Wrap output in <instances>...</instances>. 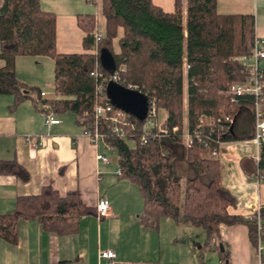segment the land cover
<instances>
[{"label":"trees","instance_id":"1","mask_svg":"<svg viewBox=\"0 0 264 264\" xmlns=\"http://www.w3.org/2000/svg\"><path fill=\"white\" fill-rule=\"evenodd\" d=\"M90 1L99 5L105 19L102 39L96 43V16L79 14L77 26L85 34V52L60 54L56 50V16L43 11L40 0H0V95L13 97L12 109L29 100L32 92L39 96L36 88L18 81L14 59L48 57L54 63L56 96L48 103L49 108L55 115L71 114L76 125L91 130L94 82L90 73L96 62L101 73H117L120 85L144 94L155 101L159 112H166L165 120L159 119L164 132L158 137L150 136L145 144L137 137L122 140L111 133L105 136V142L117 152L119 177L138 188L143 202L140 223L154 226L161 218H169L176 224H189L205 232L206 245L212 240L219 242L220 225H245L255 250L256 222L230 213L237 200L222 185L219 161L207 158L203 145L194 142L185 148V159L196 176L183 180L174 175L172 147L182 144L184 121L192 131L201 117L235 119L229 133L211 134L214 141L253 138L251 99L238 98L237 103H232L226 92L231 83L245 78L239 59L252 53L254 17L220 15L216 11L217 0H186L185 12L182 0H174L172 13L163 12L152 0ZM115 39L117 54L112 47ZM95 47L96 55L92 54ZM103 53L110 56L112 70L103 66ZM184 64L189 67L186 73ZM242 116L243 126L239 127ZM127 117L138 127L142 123L133 116ZM260 158L258 174L264 173V149ZM0 175L14 176L22 183L30 179L28 171L15 160L0 161ZM96 214V208L87 206L77 191L60 197L51 187H43L39 195L17 197L12 212L0 215V238L16 244L19 222L34 220L44 232L73 235L83 217ZM260 218L264 227V207ZM219 257L222 264H230L225 250L220 251Z\"/></svg>","mask_w":264,"mask_h":264},{"label":"crops","instance_id":"2","mask_svg":"<svg viewBox=\"0 0 264 264\" xmlns=\"http://www.w3.org/2000/svg\"><path fill=\"white\" fill-rule=\"evenodd\" d=\"M152 3L165 13L174 12V0ZM182 4L185 12L186 0ZM40 7L56 16V50L60 54L85 52V34L77 26L79 14H94L96 33L103 35L105 19L99 5L90 0H40ZM216 11L220 15H252L255 36L264 49V0H217ZM112 47L114 53H119L117 39ZM14 66L18 81L36 88L39 96L32 92L29 100L12 109L13 97L0 95V161L15 160L30 175L27 183L0 175V215L12 212L17 197L39 195L43 187H51L60 197L77 191L83 202L94 208L101 199H107L109 211L102 218L83 217L78 231L67 236L44 232L35 220L20 221L16 244L0 238V264H220V245L228 253L230 264L255 263V250L245 225H220L219 242L212 240L210 245H206L203 230L176 224L169 218H161L154 226L142 225L143 202L138 188L117 176L118 159L112 158V150L107 152L101 145L93 147L72 115H55L49 108L48 103L56 98L53 60L16 57ZM51 112L60 123L48 128L45 114ZM165 118L166 112L160 110L159 119ZM243 120L244 116L239 119V127ZM97 153L108 155L111 162H98ZM258 154L260 151L250 140L224 142L219 147L222 185L237 200L230 213L246 218L257 206L264 207ZM186 168L192 178L196 176L189 165ZM102 251L113 252L115 258L101 259Z\"/></svg>","mask_w":264,"mask_h":264},{"label":"built area","instance_id":"3","mask_svg":"<svg viewBox=\"0 0 264 264\" xmlns=\"http://www.w3.org/2000/svg\"><path fill=\"white\" fill-rule=\"evenodd\" d=\"M101 33L95 34V40H101ZM92 54H97V49L92 51ZM240 65L243 68L242 73L245 74L243 81L233 82L228 86L227 96L230 102L237 103L238 98L251 99V111L254 118V131L252 141L258 149V152L264 149V49L260 48V40L255 36L253 50L250 56H243L239 59ZM184 72L188 70V66L184 64ZM90 77L94 82L93 92V118L94 124L91 130H84L83 134L89 140L93 147L101 145L105 151H111L113 148L105 142L106 133H111L115 137L122 140H133L137 137L141 144H145L150 136L158 137L164 129H161L162 123L159 121V111L155 101L148 99V109L145 119L138 127L134 124L125 112L116 109L109 101L106 95V86L110 82L118 83L119 77L117 73L105 75L99 71V64L96 62L94 69L90 73ZM127 89H131L128 87ZM133 90V89H131ZM41 97L45 93L40 94ZM60 121L55 118L53 113L45 114V125L51 127L58 125ZM235 123L233 117L210 118L201 117L199 123L192 131L188 130L186 121L183 123L182 143L185 148L192 146L194 142L203 145L206 150V156L209 159H217L219 155V147L223 144L220 141H214L211 134L214 132L229 133ZM156 130V131H155ZM176 129H174L175 131ZM155 131V132H154ZM29 139V138H27ZM213 143L216 147H213ZM260 154L257 156L259 161ZM96 160L103 164H109L111 158L108 155L101 153L96 154ZM117 176L121 175L120 169L116 172ZM258 178L264 180L263 174H258ZM97 217L102 218L107 216L109 211V202L107 199H101L96 207ZM261 207L257 206L254 213L246 217L247 220H255L257 229V244L255 248V263L264 264V227L260 218ZM101 259L113 260L115 254L111 251L100 252ZM222 264V263H220Z\"/></svg>","mask_w":264,"mask_h":264},{"label":"water","instance_id":"4","mask_svg":"<svg viewBox=\"0 0 264 264\" xmlns=\"http://www.w3.org/2000/svg\"><path fill=\"white\" fill-rule=\"evenodd\" d=\"M101 62L106 68L113 69V62L107 53L102 54ZM106 95L116 109L122 110L139 121L145 119L148 109V98L144 94L110 82L106 86ZM220 249L222 251V245H220Z\"/></svg>","mask_w":264,"mask_h":264},{"label":"rangeland","instance_id":"5","mask_svg":"<svg viewBox=\"0 0 264 264\" xmlns=\"http://www.w3.org/2000/svg\"><path fill=\"white\" fill-rule=\"evenodd\" d=\"M183 108L186 110V96H185V94H184V100H183ZM67 115H71V114H67ZM161 116L164 117V114L162 113ZM172 147H173V151L175 154V159H174V163H173L174 175L183 179V180L187 179V178H192L190 171L188 170V168H186L188 166V164H187L186 159H185V147H184L183 143L182 144L175 143L172 145ZM111 154H112L111 156H114V157H112L113 159H115V160L118 159V155H117L116 150L113 149L111 151Z\"/></svg>","mask_w":264,"mask_h":264}]
</instances>
